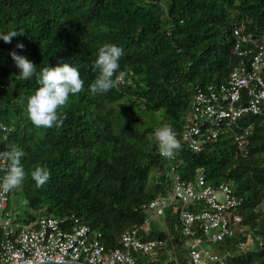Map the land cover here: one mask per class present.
I'll return each instance as SVG.
<instances>
[{
	"label": "trees",
	"instance_id": "obj_1",
	"mask_svg": "<svg viewBox=\"0 0 264 264\" xmlns=\"http://www.w3.org/2000/svg\"><path fill=\"white\" fill-rule=\"evenodd\" d=\"M239 27L251 37L241 47L254 49L264 34V0H0V34L23 32L10 43L0 38V152L16 145L25 154L23 203L37 215L77 216L102 233L107 250L120 247L121 234L145 219L149 201L167 193L155 130L181 129L195 87L225 82L239 61ZM105 43L123 50L120 79L107 93L92 94L93 64ZM13 51L37 73L61 62L78 67L84 91L58 110L66 115L62 126L38 128L29 119L27 98L39 85L35 76L16 78ZM248 124L244 150L222 132L197 152L181 145L177 155L183 179L203 168L208 182H228L242 200L239 230L213 245L225 264H264V118L245 114L228 128L238 133ZM38 166L51 174L40 188L31 176ZM176 216L170 206L152 224L144 238L165 243L135 253L137 264H189ZM248 237L252 245L241 247Z\"/></svg>",
	"mask_w": 264,
	"mask_h": 264
},
{
	"label": "built area",
	"instance_id": "obj_2",
	"mask_svg": "<svg viewBox=\"0 0 264 264\" xmlns=\"http://www.w3.org/2000/svg\"><path fill=\"white\" fill-rule=\"evenodd\" d=\"M241 31L242 27L234 29L233 51L239 61L228 78L206 88L195 87L188 121L181 129L171 127L180 144L195 152L207 142L215 141L222 132H229L228 136L244 150L251 124L238 133L230 132L228 127L245 114L264 118V34L254 42V49L242 48L241 44L251 41V37ZM2 129L7 134L10 127L3 125ZM177 155L178 151L169 159L160 154L165 160L167 193L151 199L143 222L125 230L120 237L121 246L109 250L102 242V233L77 216L66 219L36 214L26 221L18 219L7 210L11 191L0 190V210L3 211L0 264H30L49 259L84 264H137L135 253H150L164 245L162 238L144 236L151 231L154 216L162 220L170 206L176 211L175 230L185 239L189 264H225V257L213 245L239 230L241 216L236 211L242 200L234 195L228 182H208L203 168H197L193 180L183 179ZM4 165L0 160V166ZM3 175L2 172L0 177ZM252 243L248 237L240 246L250 247Z\"/></svg>",
	"mask_w": 264,
	"mask_h": 264
},
{
	"label": "clouds",
	"instance_id": "obj_3",
	"mask_svg": "<svg viewBox=\"0 0 264 264\" xmlns=\"http://www.w3.org/2000/svg\"><path fill=\"white\" fill-rule=\"evenodd\" d=\"M22 34L23 32L11 30L6 34H0V38L10 43L13 37ZM17 47L22 49L24 46L18 44ZM10 55L20 69V74L16 78L29 80L35 76L39 85L34 94L27 98L26 110L31 122L38 128L62 126L66 115L58 110L68 103L70 94L76 95L84 91L85 82L78 67L61 62L56 66H45L37 73L36 65L26 56L15 51ZM122 55V48L115 44L105 43L99 47L98 56L93 64V71L97 75L89 86L92 94H104L115 87L120 79L116 74L120 69L119 60ZM155 138L160 154L166 158H174L175 153L181 149L180 141L168 124L155 130ZM24 155L23 150L16 145L0 152V160L5 162L4 166H0V172L4 173L0 177V190L3 192L19 188L25 179L26 173L22 164ZM50 175L47 167L41 166L36 167L31 173L37 188L43 187L49 181Z\"/></svg>",
	"mask_w": 264,
	"mask_h": 264
},
{
	"label": "rangeland",
	"instance_id": "obj_4",
	"mask_svg": "<svg viewBox=\"0 0 264 264\" xmlns=\"http://www.w3.org/2000/svg\"><path fill=\"white\" fill-rule=\"evenodd\" d=\"M222 198V195H219V199ZM23 196L21 192V186L19 188H16L11 191L10 196H9V204H8V211L11 214H15L18 219L23 220L27 216V214H37L34 212L30 207H27L23 203ZM3 217V211L0 210V219ZM160 217L155 215L153 218V224L159 223L160 224Z\"/></svg>",
	"mask_w": 264,
	"mask_h": 264
},
{
	"label": "water",
	"instance_id": "obj_5",
	"mask_svg": "<svg viewBox=\"0 0 264 264\" xmlns=\"http://www.w3.org/2000/svg\"><path fill=\"white\" fill-rule=\"evenodd\" d=\"M30 264H84L82 262H77L74 260H64V259H49V260H42L38 262H33Z\"/></svg>",
	"mask_w": 264,
	"mask_h": 264
}]
</instances>
